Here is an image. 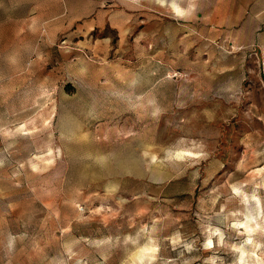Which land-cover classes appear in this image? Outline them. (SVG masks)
Returning a JSON list of instances; mask_svg holds the SVG:
<instances>
[{
  "label": "rangeland",
  "instance_id": "374dc122",
  "mask_svg": "<svg viewBox=\"0 0 264 264\" xmlns=\"http://www.w3.org/2000/svg\"><path fill=\"white\" fill-rule=\"evenodd\" d=\"M0 264H264V0H0Z\"/></svg>",
  "mask_w": 264,
  "mask_h": 264
}]
</instances>
